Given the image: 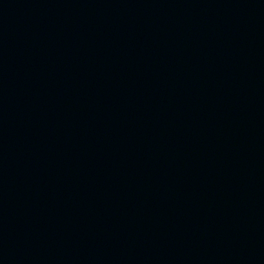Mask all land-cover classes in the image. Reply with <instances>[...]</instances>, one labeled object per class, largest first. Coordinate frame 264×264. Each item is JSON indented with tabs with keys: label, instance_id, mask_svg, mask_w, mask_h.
Here are the masks:
<instances>
[{
	"label": "water",
	"instance_id": "1",
	"mask_svg": "<svg viewBox=\"0 0 264 264\" xmlns=\"http://www.w3.org/2000/svg\"><path fill=\"white\" fill-rule=\"evenodd\" d=\"M0 264H264V0H0Z\"/></svg>",
	"mask_w": 264,
	"mask_h": 264
}]
</instances>
